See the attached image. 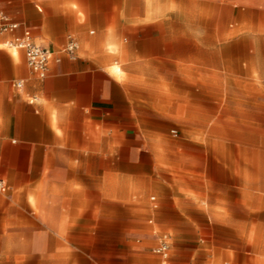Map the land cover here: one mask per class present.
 Instances as JSON below:
<instances>
[{
  "label": "crops",
  "instance_id": "obj_1",
  "mask_svg": "<svg viewBox=\"0 0 264 264\" xmlns=\"http://www.w3.org/2000/svg\"><path fill=\"white\" fill-rule=\"evenodd\" d=\"M0 6L19 24L0 32V264H161L162 240L167 264H264L229 243L264 240L242 228L262 154L225 135L261 105L264 0ZM15 35L52 52L44 77Z\"/></svg>",
  "mask_w": 264,
  "mask_h": 264
},
{
  "label": "rangeland",
  "instance_id": "obj_2",
  "mask_svg": "<svg viewBox=\"0 0 264 264\" xmlns=\"http://www.w3.org/2000/svg\"><path fill=\"white\" fill-rule=\"evenodd\" d=\"M247 109H250V111H246L244 114H240L239 116L241 119H244L245 121H239L236 124L240 125L239 127H230L225 129V135L234 142H239L241 144V147L243 151L246 152H260L262 154L261 158V189H262V209L264 208V91L263 96L261 98V105L259 107L254 106L247 107ZM259 109V111L257 110ZM235 124V123H233ZM248 215V214H247ZM257 216L261 219L260 225L254 226L250 223L251 216L247 217V223L242 226L244 228L245 232L251 233L250 238H253L254 232H262L264 235V209L257 214ZM256 216V217H257ZM199 230L201 231L202 237L206 240H204V244L206 246H211V243L217 244L219 247L225 248V238L218 239V240H210L208 241L207 237H210V235L213 233L210 226L206 224L199 225ZM217 231V228L215 229ZM225 237V226H222V233ZM230 246L232 248H243L246 247L247 249L253 246L254 244H260V246H257L261 248L264 246V240H245L244 242L242 240H238L235 238L233 241H230ZM245 243V245H244ZM244 245V246H243ZM220 264H225V255L222 258H219Z\"/></svg>",
  "mask_w": 264,
  "mask_h": 264
},
{
  "label": "built area",
  "instance_id": "obj_3",
  "mask_svg": "<svg viewBox=\"0 0 264 264\" xmlns=\"http://www.w3.org/2000/svg\"><path fill=\"white\" fill-rule=\"evenodd\" d=\"M18 27L19 24L16 21L11 20L0 6V32H14ZM6 44L13 48L24 49L28 65L39 77L42 78L47 74L49 62L52 59V52L48 48L34 43L29 35H15L11 40L7 41ZM76 48L77 42L74 39H70L67 45L63 48V51L73 57ZM16 85L21 86V82L18 81ZM173 133H175L174 130ZM2 187L3 183L0 181V188ZM154 251L161 256V264L168 263L170 250L167 241H160Z\"/></svg>",
  "mask_w": 264,
  "mask_h": 264
}]
</instances>
